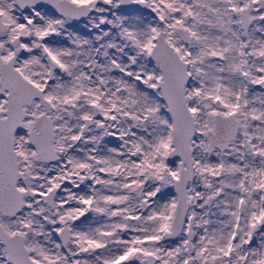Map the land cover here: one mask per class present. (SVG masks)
I'll list each match as a JSON object with an SVG mask.
<instances>
[{
	"label": "snow or ice",
	"instance_id": "snow-or-ice-1",
	"mask_svg": "<svg viewBox=\"0 0 264 264\" xmlns=\"http://www.w3.org/2000/svg\"><path fill=\"white\" fill-rule=\"evenodd\" d=\"M0 264H264V0H0Z\"/></svg>",
	"mask_w": 264,
	"mask_h": 264
}]
</instances>
